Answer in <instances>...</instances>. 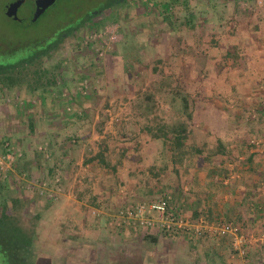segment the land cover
I'll return each mask as SVG.
<instances>
[{"label": "rangeland", "instance_id": "obj_1", "mask_svg": "<svg viewBox=\"0 0 264 264\" xmlns=\"http://www.w3.org/2000/svg\"><path fill=\"white\" fill-rule=\"evenodd\" d=\"M8 1L10 0H0V43L6 46L8 43L23 41L39 43L41 41L36 40L54 33L61 22L72 17L74 11L88 6L94 8L105 0H90L88 3L87 0H59L54 8L49 9L32 0L25 4L24 11L20 13L23 18L20 20H13L3 13L2 6ZM62 7L67 8V12ZM69 10L71 13H68ZM193 15L195 17H190L189 13H178L171 25L156 21V25H150V30L143 26L138 33L133 28L125 37L119 35L118 42L105 45L102 54L91 62L88 61L79 74H74V82L69 81L64 94L57 98L50 118L33 137L28 140L23 138L17 143L13 135L4 137L9 140L10 145L14 144L15 149L20 148L23 153L15 170L18 176L22 171L27 172L28 180L32 182L27 188V194L31 196L32 209L39 212L43 219L45 234L40 239L48 241L59 251V255H64V261L57 264H103L126 257L130 263L145 264L144 258L135 253H141L144 249L147 253L152 250L150 243L145 245L141 239L132 240L127 245L125 242L122 244L125 249L121 252L117 251L121 245L119 240L117 243L113 239H99L103 243L100 245L106 248L103 250L105 253L100 252L97 247L93 248L92 241L86 244L82 238L78 239L79 248L71 242L70 237L77 235L75 229L80 231V228H73L70 222H66V218L58 217V208L64 203L65 196L51 200L42 195L39 188L40 182L47 176L46 168L55 161L52 154L59 143H54L48 136H53L57 126V130L64 129L60 132L65 137V143L71 145L74 139L78 140L83 135L91 136L94 132L98 136L95 143L101 148L104 144L101 135L111 118L118 120L110 122L111 126L108 124L104 135H110L109 129L112 127L122 138L126 137L127 141L131 137L137 139L144 135L150 136L149 127H154L151 123L159 120H162L159 123L166 124L157 126L158 132H170L173 124L180 123L181 119L185 122L189 118L182 109L183 98L186 97L187 102L203 99L209 105L207 110L210 112V119H218L220 123L229 120V129L239 130L244 135L242 147L251 144L250 139L254 135L259 136L261 132L264 134V129L261 130L264 117L258 113L255 119H251L252 108L264 96L244 91L248 89L245 82L248 72L246 69L249 68L242 64H245L243 57L245 58V51L250 43L247 45L246 41H229L236 34L243 40L252 34L263 39L264 0L240 1L236 4L214 3L205 6L203 10L194 11ZM257 44L261 46L262 41ZM230 75L242 77L243 87L239 85L240 91L233 89L236 94L234 97V93L231 95L226 91L230 89V83L233 84V81H229ZM215 102L219 103L218 107ZM86 104L102 108L88 112L84 106ZM191 118L193 116H190V121ZM62 123L67 126L60 127ZM40 145L46 147L45 152L39 149ZM3 148L0 130V156L5 155ZM31 162L36 164V172L27 171ZM11 174V169L0 167V186L5 184V176L8 178ZM62 177L66 186L63 172ZM83 177L81 181L84 180ZM155 248L158 254L157 247ZM182 248L178 249L182 254L165 258L164 262L159 261L160 264H200L196 253L186 252ZM148 264L159 263L156 259L149 260Z\"/></svg>", "mask_w": 264, "mask_h": 264}, {"label": "crops", "instance_id": "obj_2", "mask_svg": "<svg viewBox=\"0 0 264 264\" xmlns=\"http://www.w3.org/2000/svg\"><path fill=\"white\" fill-rule=\"evenodd\" d=\"M231 38L229 41L250 43L243 57L245 64H242L249 68L245 82L248 89L244 91L264 96V37L260 40L252 34L243 40L236 34ZM260 41L261 46H257ZM241 80V76L230 75L229 81L233 84L230 83L226 91L231 95L240 91ZM214 104L219 106V103ZM84 106L88 112L102 108L94 104ZM208 106L203 99L183 102L185 115L193 116L191 121L181 119L182 123L173 124L171 131L166 133L158 132L156 127L166 123H159L162 120L156 118L159 121L151 123L154 127H149L150 136L131 137L128 141L112 127L111 134L104 135L111 120L101 135L104 138L101 148L95 143L98 136L94 132L91 136L74 139L73 145L70 141L69 145L60 132L64 129L56 127L53 136L48 137L59 144L52 154L55 161L46 171L49 174L55 168L62 169L66 194L64 203L58 208V217L66 218L73 228H80V231L75 229L77 235L70 237L75 246L79 248L77 240L82 238L86 244L92 241L93 248L104 252L106 248L98 240H116L121 244L117 251L121 252L125 242L127 245L141 239L152 248L148 253L145 249L135 253L144 258L145 264L156 259L160 264L165 258L178 256L182 254L178 251L181 247L186 252L196 253L200 264H264V149L249 143L242 147L244 135L239 130L229 129V120L220 123L218 119H210ZM66 126L60 124L62 128ZM182 129L185 133L178 140L176 137ZM258 135L264 139L262 132ZM34 165L35 162L29 163L27 171L36 172ZM166 194L171 196V204L180 214L194 221L203 217L210 224L226 221L236 226L249 239L246 256L233 251L231 236L215 238L208 230L199 237H192L183 233L165 234L158 228L140 225L123 231L116 228L114 216L119 209ZM152 214L158 216V213ZM74 250L77 252L76 248Z\"/></svg>", "mask_w": 264, "mask_h": 264}, {"label": "flooded vegetation", "instance_id": "obj_3", "mask_svg": "<svg viewBox=\"0 0 264 264\" xmlns=\"http://www.w3.org/2000/svg\"><path fill=\"white\" fill-rule=\"evenodd\" d=\"M16 1L6 2L2 11L7 17L20 20L25 4L32 0L13 7L17 16L9 15L5 8ZM57 1L46 9L54 8ZM240 1L248 0H105L94 8L74 11L54 33L36 40L39 43L23 41L7 46L0 43V68L2 62L11 64L6 70L0 69L1 140L5 154L13 155L10 162L5 160L0 164L1 169L12 171L0 186V264H37L34 245L45 234L41 214L32 209L31 196L27 194L32 182L27 172L22 171L18 176L15 170L23 153L4 137L13 135L16 143L33 137L50 118L57 98L64 94L69 81L74 80V74H79L88 61L102 54L105 45L118 42L119 35L125 37L128 31L134 28L137 32L143 26L150 30L156 21L171 25L178 13L193 17L194 11L210 4ZM47 264L57 262L52 260Z\"/></svg>", "mask_w": 264, "mask_h": 264}, {"label": "built area", "instance_id": "obj_4", "mask_svg": "<svg viewBox=\"0 0 264 264\" xmlns=\"http://www.w3.org/2000/svg\"><path fill=\"white\" fill-rule=\"evenodd\" d=\"M264 107V99L256 107L252 108L251 119L256 118L260 108ZM113 120H118L111 118ZM250 143L255 147L264 149V139L259 136H253ZM40 150L46 151V147L39 146ZM49 157V154L46 155ZM13 158L11 153L0 156V164L5 160ZM40 193L51 200H58L65 194V185L62 173L59 168H55L52 174L47 176L40 182ZM158 213L156 217L152 213ZM115 226L117 229L134 228V226H142L145 228H158L165 234L191 235L199 237L205 230L210 231L215 238L223 236H231V245L236 254L244 257L247 254V245L249 239L245 233H242L230 222H216L210 224L205 218L197 219L180 214L171 204V196L166 194L159 199L144 201L136 205L119 209L114 216ZM264 239V238H263ZM264 242V240H262Z\"/></svg>", "mask_w": 264, "mask_h": 264}, {"label": "water", "instance_id": "obj_5", "mask_svg": "<svg viewBox=\"0 0 264 264\" xmlns=\"http://www.w3.org/2000/svg\"><path fill=\"white\" fill-rule=\"evenodd\" d=\"M24 0H18L16 2L10 3L6 6V12L9 15L17 16L15 15L13 7L16 5H20ZM40 4L44 5V7H48L50 4H52L55 0H36ZM25 2V1H24ZM35 248H37L36 254H37V264H47V262L54 260L55 262H63L64 257L59 255V251L56 250L54 246H52L48 241H42L41 239L34 245ZM59 255V257L55 255Z\"/></svg>", "mask_w": 264, "mask_h": 264}, {"label": "trees", "instance_id": "obj_6", "mask_svg": "<svg viewBox=\"0 0 264 264\" xmlns=\"http://www.w3.org/2000/svg\"><path fill=\"white\" fill-rule=\"evenodd\" d=\"M10 65H9L8 62H2V65H1L0 69H5L6 70V69H8L10 67ZM183 100H184V102H187V98L186 97H184ZM259 115L261 117H264V107L260 108ZM184 133H185V129L180 130V132L178 133L176 139L181 140L182 138L180 136H182V134H184ZM182 142L178 141L177 143L178 144H183ZM49 172H50V174H52L53 170H50ZM103 264H135V263L134 262L130 263V261L128 260V257H126V258L117 259L116 261L111 262V263H103Z\"/></svg>", "mask_w": 264, "mask_h": 264}]
</instances>
